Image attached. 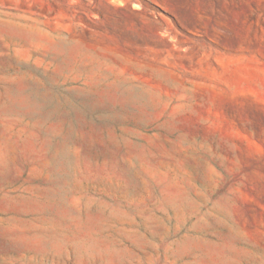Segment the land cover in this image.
Masks as SVG:
<instances>
[{"label":"rangeland","instance_id":"rangeland-1","mask_svg":"<svg viewBox=\"0 0 264 264\" xmlns=\"http://www.w3.org/2000/svg\"><path fill=\"white\" fill-rule=\"evenodd\" d=\"M0 264H264V0H0Z\"/></svg>","mask_w":264,"mask_h":264}]
</instances>
